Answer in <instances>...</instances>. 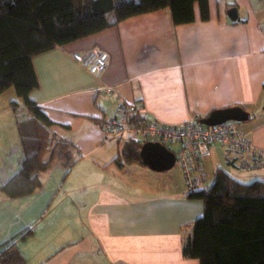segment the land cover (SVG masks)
I'll list each match as a JSON object with an SVG mask.
<instances>
[{"label":"crops","instance_id":"crops-1","mask_svg":"<svg viewBox=\"0 0 264 264\" xmlns=\"http://www.w3.org/2000/svg\"><path fill=\"white\" fill-rule=\"evenodd\" d=\"M207 4L206 21L195 4L194 21L174 25L166 8L32 57L38 87L29 99L52 122L47 129L52 144L67 141L72 151L70 161L62 159L53 168L64 172L62 178V172L56 176L51 169L40 175L41 188L29 196L9 198L0 192V252L13 244L25 264L39 256L34 255L35 228L61 183L68 192L79 191L74 201L85 229L78 237H66L40 264H199L183 258L181 247L184 226L203 215L202 200L187 197L176 166L154 172L140 164L118 168L111 163L123 143L105 136L100 125L115 116L119 99L171 127L199 121L214 110L243 107L250 119L241 130L264 150V0ZM231 8L234 21L227 15ZM92 49L107 56L99 76L72 58ZM103 87L114 88L112 96H103ZM9 113L0 116V185L24 158L17 131L24 118L11 108ZM71 161L76 162L69 168ZM204 168L208 185L218 168L238 173L217 147ZM254 181L264 183V169L243 184ZM17 223L23 227L19 232L12 228Z\"/></svg>","mask_w":264,"mask_h":264},{"label":"trees","instance_id":"trees-1","mask_svg":"<svg viewBox=\"0 0 264 264\" xmlns=\"http://www.w3.org/2000/svg\"><path fill=\"white\" fill-rule=\"evenodd\" d=\"M195 4L200 19L208 20L207 0H0V95L13 88L27 114L17 122L24 158L18 171L0 185V192L9 198L29 196L41 188L40 175L56 159L70 161L71 143L52 144L47 130L52 122L29 99L38 87L32 57L166 8L174 25L192 23ZM16 105L10 102L12 111ZM142 145L126 140L111 163L118 168L143 165ZM187 197L202 200L203 215L184 226L183 258L199 264H264L263 182L243 184L218 168L206 191ZM0 264H25V259L12 244L0 252Z\"/></svg>","mask_w":264,"mask_h":264},{"label":"built area","instance_id":"built-area-1","mask_svg":"<svg viewBox=\"0 0 264 264\" xmlns=\"http://www.w3.org/2000/svg\"><path fill=\"white\" fill-rule=\"evenodd\" d=\"M72 58L94 76H99L107 63V56L98 49L74 54ZM100 91L103 96L110 97L114 88L103 87ZM100 126L105 136L118 143L128 139L143 144L157 142L169 149L175 156V166L183 176L188 193L206 191L208 177L204 161L211 158L214 147L221 150L224 158H231L239 174L264 169V150L256 148L242 132L241 123L234 121L207 127L191 118L182 126L171 127L145 118L139 105L119 99L115 116Z\"/></svg>","mask_w":264,"mask_h":264},{"label":"rangeland","instance_id":"rangeland-1","mask_svg":"<svg viewBox=\"0 0 264 264\" xmlns=\"http://www.w3.org/2000/svg\"><path fill=\"white\" fill-rule=\"evenodd\" d=\"M11 101L17 103L14 112L17 115L18 119H23L27 117L26 111L21 101L16 97L14 89L10 88L9 90L5 91L2 95H0V116H3L2 119H5L7 116H10L9 112ZM244 124L245 123H241V126ZM58 164L59 159H56V161L53 162L51 169L55 168ZM59 166L62 167L61 164ZM55 170H57L56 176H60L62 172V178L64 172L61 171L59 168ZM67 171L65 173H67ZM228 174L234 180L240 183H244L245 178L249 177L251 174H253V172L247 174L229 172ZM53 180H56V177H53ZM78 192L79 191L68 192L66 191L65 186H62L61 183H58V190H55L53 192V194L49 197V200L47 199L49 205H51V202H54L55 204L53 203L49 210H44L42 219L38 220V223L35 228V231L37 233L35 239L38 240V244H35L36 249L34 251V255L39 256L30 264H40L48 256L52 255L59 247L63 245L66 237H69L70 235L72 237H78V235H81V233L84 232L85 228L83 226V221L79 213L80 207L77 202L74 201L76 195H79ZM52 199L54 200L52 201ZM56 203H58V205H56ZM12 228L15 232H19L20 229L23 227L21 226V223H17Z\"/></svg>","mask_w":264,"mask_h":264},{"label":"water","instance_id":"water-1","mask_svg":"<svg viewBox=\"0 0 264 264\" xmlns=\"http://www.w3.org/2000/svg\"><path fill=\"white\" fill-rule=\"evenodd\" d=\"M231 21L237 17L236 10L231 8L227 11ZM264 110V106H263ZM250 119V115L240 107L224 108L214 110L205 118L199 120L201 125L212 127L227 121L245 123ZM140 159L144 166L154 172H165L175 166L174 154L157 142L144 143L139 152Z\"/></svg>","mask_w":264,"mask_h":264}]
</instances>
